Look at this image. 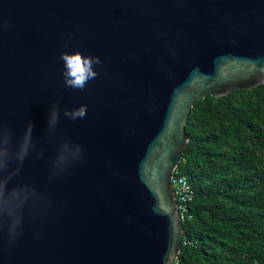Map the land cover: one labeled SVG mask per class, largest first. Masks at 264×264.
I'll list each match as a JSON object with an SVG mask.
<instances>
[{"label": "water", "instance_id": "1", "mask_svg": "<svg viewBox=\"0 0 264 264\" xmlns=\"http://www.w3.org/2000/svg\"><path fill=\"white\" fill-rule=\"evenodd\" d=\"M0 124L28 122L44 157L18 180L54 201L29 217L0 264H174L182 222L171 186L193 103L264 83V0H0ZM98 56L84 91L66 88L61 52ZM59 102L61 134L85 149L47 179L45 141ZM87 106L72 121L65 109ZM42 235L37 236V232Z\"/></svg>", "mask_w": 264, "mask_h": 264}, {"label": "trees", "instance_id": "2", "mask_svg": "<svg viewBox=\"0 0 264 264\" xmlns=\"http://www.w3.org/2000/svg\"><path fill=\"white\" fill-rule=\"evenodd\" d=\"M178 168L191 184L174 264H264V83L193 103Z\"/></svg>", "mask_w": 264, "mask_h": 264}, {"label": "clouds", "instance_id": "3", "mask_svg": "<svg viewBox=\"0 0 264 264\" xmlns=\"http://www.w3.org/2000/svg\"><path fill=\"white\" fill-rule=\"evenodd\" d=\"M7 26L4 22L0 27ZM64 62V85L66 88L84 91L90 80L98 76L94 66L102 64L98 56L61 52ZM87 114V106L81 105L72 110L65 109L63 115L75 121L83 119ZM59 102L54 103L48 114L45 141L53 148V155L47 160L49 182L68 175L82 164L85 149L78 143L65 138L59 129ZM34 124L30 121L18 139H14L13 130L0 124V231L6 227L9 243H14L23 234L26 218H42L54 209V201L46 191L36 185L18 180L14 186L10 183L17 178L29 157H44V149L38 147L33 140ZM42 235L41 232L36 233Z\"/></svg>", "mask_w": 264, "mask_h": 264}, {"label": "built area", "instance_id": "4", "mask_svg": "<svg viewBox=\"0 0 264 264\" xmlns=\"http://www.w3.org/2000/svg\"><path fill=\"white\" fill-rule=\"evenodd\" d=\"M178 166L179 164L173 170L171 186L177 204L179 219L184 222V220L191 217L188 206L193 200L194 191L187 178L181 174ZM181 244L191 245L192 243L188 240H182Z\"/></svg>", "mask_w": 264, "mask_h": 264}]
</instances>
